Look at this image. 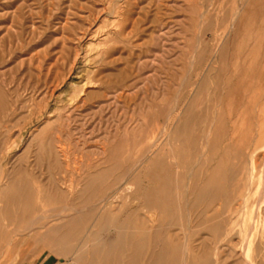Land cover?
Here are the masks:
<instances>
[{
	"label": "rangeland",
	"instance_id": "374dc122",
	"mask_svg": "<svg viewBox=\"0 0 264 264\" xmlns=\"http://www.w3.org/2000/svg\"><path fill=\"white\" fill-rule=\"evenodd\" d=\"M71 184L164 198L139 214L184 264H264V0H0V264L23 261L21 212Z\"/></svg>",
	"mask_w": 264,
	"mask_h": 264
},
{
	"label": "bare ground",
	"instance_id": "6f19581e",
	"mask_svg": "<svg viewBox=\"0 0 264 264\" xmlns=\"http://www.w3.org/2000/svg\"><path fill=\"white\" fill-rule=\"evenodd\" d=\"M62 158L64 159V157ZM217 167L219 173L223 172L222 179L225 180L221 183V181L219 182L221 176L217 177L219 180H215L216 178L214 179L212 174L202 183L203 186L195 184L191 191V201H193V205H191L194 209L199 204H204L205 210L208 209L214 203L213 201L227 191L229 179L235 178L236 169L234 167H228L226 164L225 168L219 165ZM216 172L212 171L214 174ZM195 177L193 178L195 179ZM66 189L64 191L66 193H63L64 196H62V192H59L61 193L59 196H62L61 199L57 196H49L43 201H31L28 207L21 212L18 218L21 230L27 227L22 233L24 235H22L21 242L28 244V248L21 252L23 261L20 264L33 262L38 264H176L179 260L177 256L181 251L179 252L177 247L169 250L163 240V228H161L163 221H159L160 226L155 224L157 220L153 214L158 215V213L152 214L154 211L147 210V213H150L149 216L139 214L142 209L147 207H149L148 209L154 207L156 210L158 208L156 206L162 207L164 198L147 193L141 197V189L133 191L128 186L125 189V195L104 198L94 204L88 198L86 201L81 200L87 192L91 191L90 185H87L83 191L81 190L77 196L75 195L77 188L74 184L68 185ZM131 203L136 205L131 208ZM166 211L169 213L168 210ZM215 212L212 218L216 217V214H220L217 210ZM248 214L246 212L240 216L245 220L251 217L254 221L253 213L252 215ZM172 218L178 220L174 216ZM204 218H206L205 215ZM147 222H150V227H147ZM257 227L258 225L255 226L254 223H251L246 231L240 229L239 233L246 237L248 234H257ZM27 233L32 235L27 238L25 237ZM150 243L152 244L151 249ZM51 256L56 258V261L50 259ZM181 258L183 259V257ZM182 259L179 260V264H184Z\"/></svg>",
	"mask_w": 264,
	"mask_h": 264
}]
</instances>
